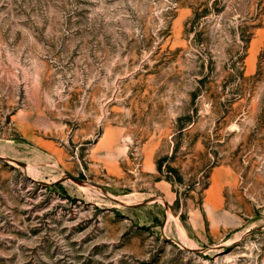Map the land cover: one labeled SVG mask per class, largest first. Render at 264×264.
<instances>
[{
    "label": "rangeland",
    "instance_id": "rangeland-1",
    "mask_svg": "<svg viewBox=\"0 0 264 264\" xmlns=\"http://www.w3.org/2000/svg\"><path fill=\"white\" fill-rule=\"evenodd\" d=\"M0 264H264V0H0Z\"/></svg>",
    "mask_w": 264,
    "mask_h": 264
},
{
    "label": "trees",
    "instance_id": "trees-1",
    "mask_svg": "<svg viewBox=\"0 0 264 264\" xmlns=\"http://www.w3.org/2000/svg\"><path fill=\"white\" fill-rule=\"evenodd\" d=\"M159 169H161V167L159 166Z\"/></svg>",
    "mask_w": 264,
    "mask_h": 264
}]
</instances>
